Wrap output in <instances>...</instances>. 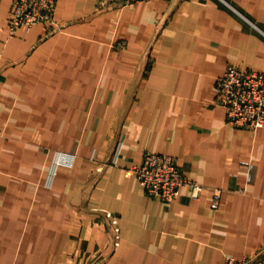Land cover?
I'll return each instance as SVG.
<instances>
[{"label": "crops", "instance_id": "crops-1", "mask_svg": "<svg viewBox=\"0 0 264 264\" xmlns=\"http://www.w3.org/2000/svg\"><path fill=\"white\" fill-rule=\"evenodd\" d=\"M13 2L0 0V264H223L264 245V126L231 125L217 89L229 64L264 72V0H57L53 23L11 36ZM146 151L174 156L200 196L149 195L133 171Z\"/></svg>", "mask_w": 264, "mask_h": 264}, {"label": "built area", "instance_id": "built-area-1", "mask_svg": "<svg viewBox=\"0 0 264 264\" xmlns=\"http://www.w3.org/2000/svg\"><path fill=\"white\" fill-rule=\"evenodd\" d=\"M57 0H14L9 32L14 36L20 27H30L39 22H54ZM99 10L115 5H131L139 0H96ZM218 102L224 107L228 122L237 127L257 130L264 126V72L251 70L232 63L217 81ZM1 133V130H0ZM60 162H70L61 157ZM134 173L149 195L164 202H171L181 194L182 187L189 188L190 195L198 198L203 185L187 176L170 154L146 151L142 162L134 166ZM221 190L214 194L212 206H219ZM112 226L113 247L122 241L119 216L103 209ZM223 264H264V245L255 253L236 257L229 255Z\"/></svg>", "mask_w": 264, "mask_h": 264}, {"label": "rangeland", "instance_id": "rangeland-1", "mask_svg": "<svg viewBox=\"0 0 264 264\" xmlns=\"http://www.w3.org/2000/svg\"><path fill=\"white\" fill-rule=\"evenodd\" d=\"M133 4H134V3H133ZM133 4H131V5H133ZM115 6H117V7H118V6H125V5H115ZM113 7H114V6H113Z\"/></svg>", "mask_w": 264, "mask_h": 264}]
</instances>
